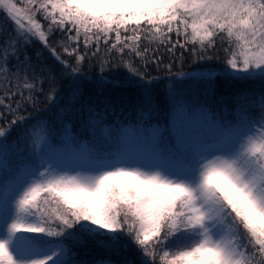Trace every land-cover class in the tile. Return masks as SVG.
<instances>
[{"label": "snow or ice", "instance_id": "obj_1", "mask_svg": "<svg viewBox=\"0 0 264 264\" xmlns=\"http://www.w3.org/2000/svg\"><path fill=\"white\" fill-rule=\"evenodd\" d=\"M0 19V264H89L69 245L134 247L139 264H264V91L238 93L230 114L188 100L177 80L191 57L222 61L196 77L208 97L217 77L264 82V0H0ZM94 60L101 84L119 85L103 73L122 69L137 86L134 116L108 97L87 102L74 134ZM61 79L69 105L55 121L34 116L59 106Z\"/></svg>", "mask_w": 264, "mask_h": 264}, {"label": "trees", "instance_id": "obj_2", "mask_svg": "<svg viewBox=\"0 0 264 264\" xmlns=\"http://www.w3.org/2000/svg\"><path fill=\"white\" fill-rule=\"evenodd\" d=\"M2 22V19H0ZM41 50V45L37 43L34 47L29 48L28 54L32 57L33 61H36L35 52ZM42 61L45 64H53L52 58L45 51L42 56ZM177 67H179L177 65ZM220 69L223 67L222 61L212 60V61H197L193 62L191 57H186L183 66L184 72H190L191 76L187 77H177V80L184 81L183 95L190 101H200L205 100L211 105V107L216 111H222L227 108L228 113H233L236 111V100L235 97L241 92H251L259 93L264 91V82L259 80H249V81H235L226 80L222 77H217L215 80V95L208 97L205 95L204 85L201 82L197 84L196 77H199L201 73L206 68ZM84 69L86 76L79 82V87L81 89L79 99L71 105L72 112L69 113L71 117L70 129L74 134H79L81 131L79 112L78 109L81 105L87 102L97 103L102 101L105 97L111 100H115L121 103V110L124 113L125 118L134 116L133 107L138 97V88L135 84H129L125 80L126 72L122 69H109L106 70L103 75L108 78L109 81L119 80V85L113 83L101 84L99 82V77L102 75L99 70V64L94 60L90 65L85 62ZM58 70V69H57ZM197 72H200L198 74ZM156 75V73H153ZM171 83V78L161 74L160 80L153 85V94L155 96L156 103L159 105V114L156 117L159 121L163 122L167 117V92L169 90V85ZM57 86L60 89V101L59 106L56 104L45 105L41 104L40 108L42 111L34 113V116L47 117L49 120L55 121L57 113L60 111V107L69 105V97L71 95L70 82L67 79H61L57 81ZM174 86V85H173ZM47 87V85H45ZM223 98V99H222ZM119 111L116 117H108L109 122L113 119L117 123L120 122ZM232 119V115L228 116ZM0 123H3L0 121ZM19 129L13 130L10 136H8V141L11 142L17 138ZM74 252L75 259L81 261H87L89 264H94L95 261L99 259H111L112 261L119 264L120 261L124 259H130L139 264V255L134 247H130L128 251H121L119 254L101 252L100 250L89 246H75L69 245Z\"/></svg>", "mask_w": 264, "mask_h": 264}, {"label": "rangeland", "instance_id": "obj_3", "mask_svg": "<svg viewBox=\"0 0 264 264\" xmlns=\"http://www.w3.org/2000/svg\"><path fill=\"white\" fill-rule=\"evenodd\" d=\"M198 74H200V72H197ZM59 159L61 160L62 163H64L67 166H76L78 164L84 163L83 161H75L72 159H66L64 157H59Z\"/></svg>", "mask_w": 264, "mask_h": 264}]
</instances>
